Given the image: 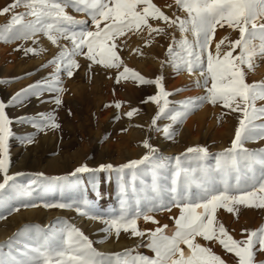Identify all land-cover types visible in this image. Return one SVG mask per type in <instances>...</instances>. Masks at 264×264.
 <instances>
[{"label":"snow or ice","instance_id":"1","mask_svg":"<svg viewBox=\"0 0 264 264\" xmlns=\"http://www.w3.org/2000/svg\"><path fill=\"white\" fill-rule=\"evenodd\" d=\"M178 7L187 13L186 18L177 16L170 19L152 0H15L13 5L0 10V15L7 14L12 8L23 5L29 9L27 13L13 15L7 26L9 31L16 27L11 39H31L37 33H43L53 44H58L61 38L70 42L71 47L64 46L59 54L45 66L54 65L55 73L51 80L37 82L26 89L17 92L7 101L0 100V207L4 206L5 193L9 201L25 200L33 196L37 188H42L37 181H31L28 186L17 183V176L9 175V140L14 137L11 125L13 123H29L37 130L58 128L55 118L50 115L38 114V119L26 120L22 117L11 118L6 109L23 106L32 96L39 98L44 92H56L54 103H62L59 93L60 72L64 71L71 78L74 70L79 68L75 57L85 56L92 64L100 65L105 69H120L121 58L118 54L117 38L128 32L146 27L149 33H161L163 28H154L149 20L166 22L169 26H176L182 34L179 42L174 40L168 47L170 62L177 71L187 70L189 73L199 71L203 78L205 95L196 99L182 102V111H176L168 118L172 122H182L192 111L202 103H217L241 113L235 138L231 147L216 155L214 168L203 165L197 168L183 166L185 161H205L209 157L207 148L190 147L181 157L175 158V170L171 176H162L161 170L169 167L170 158L156 157V149L148 141L144 147L149 149L140 160L130 161L119 168L113 165H101L99 171H116L122 173L124 169L135 170L140 166H147L152 172V181L143 191V196L137 193L135 187L132 193L136 196L133 203L127 199V190L123 184L120 192L125 197L121 200L119 214H91L81 211L79 214L100 220L106 226L102 229L111 234L115 231L117 237L121 231L132 236L143 237L146 233L139 230L137 220L143 219L158 223L152 215L153 211L171 210L178 207L180 215L175 219L173 235H166L167 226L158 227L147 233V245L155 253V258L144 255H132L131 251L114 254L116 264H226L225 260L216 254L210 247L202 246L197 237L205 241H218L227 253L237 258V264H255L257 251L264 252V226L258 230L248 232L243 240L234 239L222 223L217 222V210L224 209L228 213H237L240 206L264 209V149L250 151L243 147L246 141L264 138V125H257L255 121L264 119V107L257 108L256 101L264 100V81L247 83L244 67L254 69L255 59L264 58V23L257 24L259 18H264V0H175ZM71 6L74 11L87 14L95 30H89L87 21L77 20L65 12V7ZM35 17L25 22L24 16ZM239 31L231 48L239 49L237 55L233 51L221 54V44L215 46V53L209 50L217 26ZM18 26V27H17ZM191 33L193 41H189L183 34ZM9 37H0L8 42ZM259 41V43H256ZM178 44L179 51L174 45ZM86 49V51H84ZM19 50V49H17ZM25 54H36L34 48L24 49ZM131 79L139 85L154 84L158 88V95L148 97L145 102L151 101L159 106L157 116L152 120L155 131H162L165 138H171L174 133L172 125L162 129L156 127L157 120L166 114L168 109L167 96L170 93L163 89L162 77L146 79L140 73L126 66L116 76V82ZM7 82V81H0ZM199 85V81L197 82ZM163 99L164 103L160 101ZM111 106V105H108ZM119 109L121 104L117 102ZM137 109L126 113L132 118ZM119 118V117H117ZM25 142L31 143L32 138L26 137ZM191 154V155H189ZM87 166L75 169L76 173L94 172ZM43 177V174H38ZM45 179H49L45 177ZM56 181L66 177L50 178ZM166 181V182H162ZM35 186V187H34ZM149 192L151 195H149ZM142 201H147L146 211L141 208ZM86 206L91 207L88 202ZM35 207L33 203H24L10 211H18L19 207ZM73 205L66 203H45L44 207L70 208ZM2 218V217H0ZM35 231L38 236L44 231L36 226H25L16 236L25 232ZM187 246V251L181 247ZM258 246V247H257ZM17 258L9 253L10 259L5 261L0 254V264H105L99 259L100 253L92 246V241L74 226H66L61 230L58 245L49 243V237L44 236L42 241L29 245L28 250H18ZM108 264H111L109 260Z\"/></svg>","mask_w":264,"mask_h":264},{"label":"rangeland","instance_id":"2","mask_svg":"<svg viewBox=\"0 0 264 264\" xmlns=\"http://www.w3.org/2000/svg\"><path fill=\"white\" fill-rule=\"evenodd\" d=\"M152 2L170 19H175L177 16L186 18L187 16V13L178 7L175 0H152ZM14 3L15 0H0V10ZM28 11L29 9L21 5L12 8L7 14L0 15V37H9L8 42L0 40V81H7L0 82V100L3 101L9 100L11 96L30 85L51 80L56 71L55 66L45 65L53 60L64 46L71 47L70 42L63 38L59 40L58 44H53L43 33H37L36 36L27 40L11 39V36L16 32V27L9 31L7 26L13 15ZM65 12L77 20L87 21L89 30H95L87 14L76 12L71 6L65 7ZM34 19L35 17L30 15L24 16L25 22ZM149 23L154 28H163L164 31L150 34L148 29L142 26L139 30L128 32L117 38V50L123 62L120 69H105L96 64H92L90 68L91 62L85 56H76L79 68L74 70V75L69 78L64 71L60 72L61 83L59 86L64 91L59 93L62 100L59 106L54 103L57 93L46 91L39 98L32 96L23 106L6 109L7 114L13 119L22 117L30 121L38 119V114L53 116L59 127L45 128L40 131L29 123H13L11 125L14 137L9 140V175L22 174L17 176L18 184L28 186L31 181L35 180L42 188H37L33 192V196L25 200L9 201L8 196L11 193H5L4 206L0 207V217H2L0 218V230L3 231H0V254L3 255L5 261L10 259V252L13 256L22 258L19 256L18 250L26 252L29 245L39 244L44 236L49 237L51 245H58L61 230L66 226H74L83 232L92 241L96 252L101 254L99 259L104 260L105 264H108L109 260L111 264H116L114 254L125 251H131L132 255L155 258L154 251L147 246L149 244L147 233L166 225L165 234L173 235L175 219L179 217L180 209L171 207V210L151 212L150 215L158 223L146 222L141 216L137 220V226L139 230L146 233L143 237L132 236L130 232L123 231L118 237L115 231L110 235L105 233L102 230L106 226L104 223L91 219L88 215L79 214L77 207L81 211L91 214L115 213L118 215L121 200L125 198L120 192L121 184L127 190V199L134 205L136 196L132 193V188L135 187L137 193L143 196L144 189L151 184L152 172L147 166L142 165L135 170L136 175L133 179L132 169H124L122 173H118L116 171H99L100 166L111 164L113 168H119L130 161L140 160L149 154V149L143 146L144 141L147 140L150 146L156 149L153 155L170 158L169 167L161 170L160 173L162 176L170 177L175 170V158L183 159V154L190 147L207 148L209 157L202 162L185 161L183 166L188 168H197L201 165L214 168L216 155L231 147L241 113L233 112L220 103L213 105L204 102L182 122H172L168 118V115L183 110L182 102L190 99L186 94L192 91V84L188 81L177 90L169 91V86L173 84L175 78L181 75L180 71L189 76L195 74L200 76V74L198 70L193 73H189L187 70L177 71L170 62L167 51L169 45L173 44L174 40L179 42L182 39L178 28L159 20L150 19ZM260 23H264V18L257 20V24ZM183 35L189 41L194 39L190 32ZM238 38L239 31L237 29L229 28L227 24L223 27L218 25L209 50L215 53L216 44L223 41L221 54L233 51L231 45ZM174 47L179 51L178 44ZM26 48H34L37 53L26 55L24 52ZM238 53V48L233 51L234 56ZM261 63H264V58L257 57L254 69L249 70L246 66L244 67L247 83L258 82V78L263 79L259 82L264 81V69L260 67ZM124 66L140 73L146 79L154 80L157 77H162L163 89L170 95L167 96L169 103L166 114L157 120L156 127L162 129L164 126L172 125L171 130L174 135L171 138H165L162 131L154 130L152 120L157 116L159 106L151 101L145 102L148 97L158 95L153 91L156 85H139L131 79H122L117 83L116 76ZM145 68H153V72L146 74ZM201 79L203 81L202 77ZM107 89L113 107L112 117L107 123L99 125L97 118L93 117L96 110L94 103L95 100L103 98L102 94H105ZM202 90L205 93L204 87ZM91 92L92 94H90ZM139 92L140 98L138 97ZM117 102L121 104L119 109L115 107ZM160 103H164L163 99ZM256 107H264V103L256 104ZM205 108L214 112L215 118L213 119L214 124L209 129L210 132L207 134L208 137L204 140L201 139L198 144L189 145L185 140L179 142L178 127ZM132 109L138 111L132 118H128L126 113ZM148 109L152 110L149 116ZM206 116L208 118L206 121H211L210 114ZM162 118L163 122L160 121ZM255 124L264 125V119L255 121ZM26 137L32 138V142H25ZM160 138L167 140L166 151L160 147ZM243 147L250 151L264 149V138L246 141ZM81 166H87L89 169L97 171L72 175L75 169ZM41 173L43 177L38 175ZM45 177L49 179H45ZM55 177H66V179L60 181L50 179ZM2 180L3 175L0 174V182ZM149 195H151L150 192ZM85 202H88L91 207L86 206ZM24 203H33L37 206H20L18 211H10L11 208ZM45 203H66L73 206L63 209L46 208L44 207ZM148 206L147 201H142L143 211H146ZM31 211L34 213L30 214ZM46 215L49 216V220L46 219ZM216 216L218 224L222 223L236 240L246 239L248 232L264 226V209L240 206L237 213H228L224 209H218ZM74 220L81 221V223L75 224ZM25 226H36L44 231L39 236L35 231H29L17 237L16 234ZM197 242L202 246L210 247L225 260L226 264H237L234 254L227 253L218 241H205L203 238L197 237ZM103 244L112 247L121 245V247L113 249L114 251L101 250L97 247ZM181 247L187 251L186 245H181ZM255 264H264V252H256Z\"/></svg>","mask_w":264,"mask_h":264},{"label":"bare ground","instance_id":"3","mask_svg":"<svg viewBox=\"0 0 264 264\" xmlns=\"http://www.w3.org/2000/svg\"><path fill=\"white\" fill-rule=\"evenodd\" d=\"M259 62V60H256ZM261 62V61H260ZM158 67V65H157ZM263 69H264V63H261V66ZM153 69V68H152ZM150 69V68H145L144 72L146 74H150L153 72V70ZM262 71V70H261ZM260 71V72H261ZM181 74L179 77L175 78L173 84H171L168 88L169 91H172V90H177L179 89V87L183 86L187 81L192 84V91L188 94H186V96H188L190 99H196V98H199L201 96H204L205 93L204 91L202 90L203 88V81L201 79L200 76L198 75H192V76H189L187 75L186 73L180 71ZM263 74V73H262ZM262 78H258V82L259 80H261ZM263 80V79H262ZM199 81V85H198V82ZM102 90V89H100ZM99 90V91H100ZM107 92H105V94H102L103 95V98H101L100 100H95L96 102L94 103V108L96 109L93 113V117H95V119L97 118V123L99 125H103L104 123H107L111 117H112V104H111V98L110 96L108 95V89L106 90ZM111 91V90H110ZM155 93L158 94V88L157 87H154V90H153ZM90 92V91H89ZM97 92V91H96ZM95 92V93H96ZM94 93V92H93ZM92 94V92L90 93ZM97 94V93H96ZM99 94V93H98ZM141 97V94L140 92L138 93V97ZM87 96V95H86ZM89 96V95H88ZM87 96V97H88ZM139 97V98H140ZM100 98V97H99ZM139 101V100H138ZM137 101V103H139ZM264 103V100H258L256 102L257 105L259 104H263ZM108 105H111V106H108ZM82 107V106H81ZM126 111V110H125ZM124 112V111H123ZM152 110L148 109V116L151 114ZM214 113V112H213ZM212 113L211 110L205 108V109H202V111L200 113H198L197 115H194L193 117L189 118L186 120V122L179 128V132H180V137H179V142H182L183 140H185L189 145L191 144H194V143H200L201 139L204 140L206 137H208V133L210 132L209 129L210 127L214 124V121L213 119L214 118V114ZM207 114H210V118L211 121H206L207 118ZM209 117V116H208ZM209 118V119H210ZM161 122L164 121V119L162 118L160 120ZM223 133V132H222ZM143 134V133H142ZM212 134V133H211ZM157 136V135H156ZM159 137V136H158ZM167 140L166 139H161L159 140V144H160V147L166 151V147H167ZM260 145V144H259ZM30 214L34 213V212H29ZM178 214V213H177ZM167 215V214H166ZM169 215V214H168ZM167 215V216H168ZM171 215V214H170ZM46 219L49 220V216L46 215ZM73 223L75 224H79L81 223V221H78V220H74ZM154 226V225H153ZM160 226V225H159ZM161 227V226H160ZM151 229V228H150ZM1 232H3L2 230H0ZM2 234V233H1ZM99 249L101 250H113V249H118L121 247V245H116V246H108V245H100V246H97ZM114 251V250H113Z\"/></svg>","mask_w":264,"mask_h":264}]
</instances>
